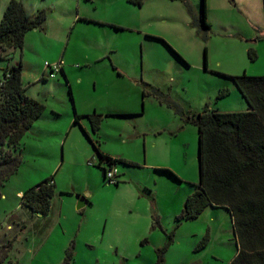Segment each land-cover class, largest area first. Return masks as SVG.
<instances>
[{
	"label": "rangeland",
	"instance_id": "374dc122",
	"mask_svg": "<svg viewBox=\"0 0 264 264\" xmlns=\"http://www.w3.org/2000/svg\"><path fill=\"white\" fill-rule=\"evenodd\" d=\"M40 5L43 29L29 31L21 50H0L10 60H0V69L20 61L26 95L45 107L21 139L20 167L0 189V264H61L71 247V264H155L198 183L197 130L187 119L206 105L247 109L218 73L264 75V0H205L209 30L199 22L201 0ZM58 63L65 76L51 78L46 65ZM95 111L101 150L135 164H115L117 185L104 181L92 144L72 125L75 115ZM46 179L54 183L50 211L32 214L20 197ZM79 198L87 201L81 210ZM206 232L209 242L196 252ZM233 237L226 212L206 209L175 230L164 264H228Z\"/></svg>",
	"mask_w": 264,
	"mask_h": 264
},
{
	"label": "trees",
	"instance_id": "16d2710c",
	"mask_svg": "<svg viewBox=\"0 0 264 264\" xmlns=\"http://www.w3.org/2000/svg\"><path fill=\"white\" fill-rule=\"evenodd\" d=\"M126 1L137 7L144 2ZM201 8L199 22L203 30H209L205 18V0H201ZM45 20V10L38 11L29 19L22 3L10 0L0 20V50H21L25 34L34 29L42 30ZM248 57L251 61L254 60L253 50L248 51ZM0 60L10 61L6 56L0 57ZM203 67L206 70L205 49ZM0 70L1 189L20 167L21 139L41 117L45 107L26 95L21 80L20 61ZM218 75L231 79L248 107L243 112H219L206 105L201 112H192L187 119L197 130L198 183L194 186L193 193L185 199L180 214L175 218L173 230L164 233L165 241L156 249L155 264H164L165 253L174 242L175 230L182 223L197 219L207 207L222 208L230 214L237 253L229 264H264V75ZM153 93L161 97L159 92ZM83 117L89 120L93 133H97L102 116L94 112ZM80 118L82 116L75 115L73 124H77ZM90 142L99 157L97 166L102 170L106 183L109 181L105 179L102 163L110 166L117 163L135 166L124 159H112L104 155L95 143ZM160 171L178 179L168 170ZM118 183L116 177L113 184ZM53 196L54 183L46 179L23 192L20 205L32 214L45 216L50 211ZM1 197L0 192V199ZM208 242L209 234L206 232L195 251L204 249ZM72 261L71 247L66 250L61 264H71Z\"/></svg>",
	"mask_w": 264,
	"mask_h": 264
},
{
	"label": "crops",
	"instance_id": "0c3cea01",
	"mask_svg": "<svg viewBox=\"0 0 264 264\" xmlns=\"http://www.w3.org/2000/svg\"><path fill=\"white\" fill-rule=\"evenodd\" d=\"M9 1L10 0H0V20H1V17H2V15H3V12L5 11V9H6V6H7V4L9 3ZM18 1H20L21 3H22V5H23V7H24V10H25V13H26V15H27V17L29 18V19H31V18H33L34 16H35V14L38 12V11H40V10H44L46 7H44L45 5H40V2L41 1H43V0H18ZM85 1V0H84ZM92 1V0H91ZM91 1H86V2H91ZM127 2V1H126ZM128 3V2H127ZM135 7H137V6H135ZM44 8V9H43ZM210 28V27H209ZM34 30H37V31H39V29H34ZM115 30H117V31H122L121 29H115ZM33 31V30H32ZM28 33V32H27ZM26 33V34H27ZM25 34V35H26ZM24 39H25V37H24ZM9 52V49L7 50V53ZM61 74L63 75V76H65L64 75V71H63V68H61ZM247 110V109H246ZM245 110V111H246ZM217 111V110H216ZM92 113H94V112H92ZM92 113H89V112H85L84 113V116H86V115H89V114H92ZM95 113H97V114H100V113H98V112H96L95 111ZM109 114H111V115H109ZM108 115H107V117H116V118H126L125 116H135V115H128V114H117V113H109ZM142 114H140V115H137V116H141ZM75 117V116H74ZM74 120V119H73ZM85 121V122H84ZM72 125L73 126H81L82 127V131H83V133L85 132L86 134H84L85 136H86V138H87V140H88V142L89 141H92L93 143H96V145H97V147H98V149H99V151L101 152V153H103L104 155H107V156H109V157H111L112 159H123L122 157H120V156H118V157H115V156H110L109 154H107V153H104L102 150H101V148H100V143H99V140H98V137H96V136H98V132L97 133H93V131L91 130V125H90V122H89V120L87 119V118H85V117H83L82 116V118H80L79 119V121H78V123L77 124H73L72 123ZM80 127V128H81ZM89 130L91 131V135H90V133H89ZM94 140H98V142L96 141V142H94ZM91 143V142H90ZM93 148V147H92ZM94 150V149H93ZM95 152V151H94ZM97 157V159L99 160V157H98V155L96 156ZM19 195H21V192L20 193H18ZM222 209V208H211V207H207L206 209ZM206 209L201 213V214H203V213H205L206 212ZM222 210H224L225 212H226V214L228 215V217H229V219H230V214H229V212L227 211V210H225V209H222ZM200 214V215H201ZM199 215V216H200ZM193 221V220H192ZM230 224H231V227H232V223H231V219H230ZM232 232H233V229H232ZM233 244H234V246H235V255H236V253H237V245H236V241H235V238L233 237ZM235 255H234V257H235ZM234 257H232V259L234 258ZM231 259V260H232ZM231 260H230V262H231ZM229 262V263H230ZM228 263V264H229Z\"/></svg>",
	"mask_w": 264,
	"mask_h": 264
},
{
	"label": "built area",
	"instance_id": "2783aa9c",
	"mask_svg": "<svg viewBox=\"0 0 264 264\" xmlns=\"http://www.w3.org/2000/svg\"><path fill=\"white\" fill-rule=\"evenodd\" d=\"M47 68H49V71H50V77L51 78H54L55 77V74H57L58 72L61 71V64L58 63V64H54L52 66H49V65H46ZM108 168H104L105 171H104V175H105V179L107 181H109V183H114V181L116 180V177L118 175V172H117V169L115 168V165L113 166H110L107 164Z\"/></svg>",
	"mask_w": 264,
	"mask_h": 264
},
{
	"label": "water",
	"instance_id": "95a60500",
	"mask_svg": "<svg viewBox=\"0 0 264 264\" xmlns=\"http://www.w3.org/2000/svg\"><path fill=\"white\" fill-rule=\"evenodd\" d=\"M86 204H87V201L84 198H79L78 202H77L76 209L81 210L82 208L85 207Z\"/></svg>",
	"mask_w": 264,
	"mask_h": 264
}]
</instances>
